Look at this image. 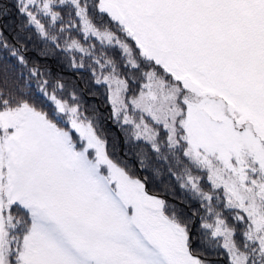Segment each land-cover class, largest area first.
<instances>
[{
	"label": "snow or ice",
	"instance_id": "snow-or-ice-1",
	"mask_svg": "<svg viewBox=\"0 0 264 264\" xmlns=\"http://www.w3.org/2000/svg\"><path fill=\"white\" fill-rule=\"evenodd\" d=\"M11 9L26 22L15 43L0 26V78L30 76L0 86V264H210L205 246L225 249L228 264H264V0H0V19ZM32 26L92 58L112 118L183 165L180 187L205 202L199 228L197 213L114 159L98 118L75 93L58 95L59 79L51 92L38 82L51 107L38 106L27 92L44 75L28 67ZM72 29L120 59L65 38ZM70 66L83 68V57ZM219 189L239 227L213 205Z\"/></svg>",
	"mask_w": 264,
	"mask_h": 264
},
{
	"label": "trees",
	"instance_id": "trees-1",
	"mask_svg": "<svg viewBox=\"0 0 264 264\" xmlns=\"http://www.w3.org/2000/svg\"><path fill=\"white\" fill-rule=\"evenodd\" d=\"M9 7L11 8L10 3ZM64 11H67L66 8ZM47 19L44 18L42 22H47ZM65 19H67L66 16ZM24 22H26L24 18L17 14L14 9H11L7 16L0 19V26H4L5 36L10 43H15L12 37L15 35V31L18 30V26ZM29 34L32 35V40L28 44V67L39 66L40 71L44 73L43 76L32 77L27 89L28 93L33 94L38 106L44 107L45 110L51 107L50 102L39 103L45 98L38 91V82L48 79L50 81L48 90L51 92L55 86V81L59 79L64 84V88L63 90H58V95L65 99H70L71 94L75 93L82 111L89 117L95 116L98 118L102 135L107 139L108 150L114 159L126 166L135 176L142 179L146 177L147 187L150 192L158 194L161 198L167 200L169 204L177 205L189 215L193 212L197 213L195 227L199 228V217L205 214L203 207L205 202L180 187L181 182L176 178V175L181 171L180 164L177 161L174 162L167 151H165L164 155L168 156V159L158 157L146 142L131 138L129 130L125 131L126 127L122 128L112 118L111 105L107 99L105 86L104 84L98 85L95 83L92 68H96L97 76L100 75L101 69L94 64V60L78 51L65 52L63 50L64 39L60 40L61 48H55L51 41H44L39 37L35 32L34 26L31 27ZM68 36L79 39L85 46L89 43H95L97 45L96 49H94L96 56H100V52L103 51L107 57H112L116 60L120 59L119 51L108 46H101L95 38L85 41L83 35L77 29L64 33L65 38ZM41 52H47L48 54L42 55ZM72 57H75L78 63L83 57L85 66L83 68L71 67ZM48 70H50V74ZM29 76L28 70L23 69V77L17 78L9 75L6 84L3 83V78H0V86L10 89L21 88L24 80L28 79ZM141 161H143V166H141ZM201 185L206 191L211 188L210 182L206 177L202 178ZM224 202L223 192H220V200H214L213 205L217 210L222 211L230 224L239 227L233 219L234 211L223 208ZM239 238V235H237V239ZM219 243L221 244L220 241ZM198 250L210 261V264H228L226 250L221 247L205 246L200 247Z\"/></svg>",
	"mask_w": 264,
	"mask_h": 264
},
{
	"label": "rangeland",
	"instance_id": "rangeland-1",
	"mask_svg": "<svg viewBox=\"0 0 264 264\" xmlns=\"http://www.w3.org/2000/svg\"><path fill=\"white\" fill-rule=\"evenodd\" d=\"M101 74V73H100ZM105 74H107V72H105ZM104 86H105V89H106V91H107V97H108V89H107V85L106 84H104ZM126 127V129L128 128V126H125ZM129 130V132H130V129H128ZM172 158V157H171ZM172 160L174 161V162H176V160L174 159V158H172ZM184 164H187V161L186 160H184ZM182 169H183V165L182 164H180V173L182 172ZM193 174L194 175H200L202 178L203 177H206V179H207V176H206V174L205 173H203V172H201V171H199V170H196V169H193ZM187 191H189V192H191L189 189H186ZM217 195H219L220 196V192H223V190L222 189H219V190H215L214 191ZM192 193V192H191ZM221 242V244L223 243V241L221 240L220 241Z\"/></svg>",
	"mask_w": 264,
	"mask_h": 264
}]
</instances>
